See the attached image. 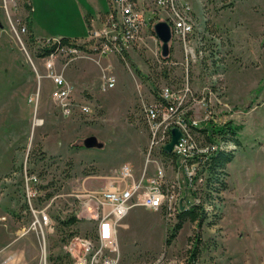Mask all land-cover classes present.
<instances>
[{
	"label": "rangeland",
	"instance_id": "obj_1",
	"mask_svg": "<svg viewBox=\"0 0 264 264\" xmlns=\"http://www.w3.org/2000/svg\"><path fill=\"white\" fill-rule=\"evenodd\" d=\"M144 1L148 6L141 0L139 12L147 18L146 43L133 44L123 53L100 54L88 35L90 29L102 27L109 8L101 20L91 22L87 36L76 41L84 46L79 54L63 46L41 56L38 45L57 38H37L34 45L28 29L17 36L18 21L31 12L22 4L12 5L8 16L0 0V264H71L66 247L76 236L95 235L96 220L84 208H108L99 201L101 192L111 184L124 185V165L136 180L154 167L147 162L152 135L144 105L161 100L164 86L177 87L183 81V69L172 63L182 60L183 52L172 38L168 62L163 59L167 56L153 52L156 34L151 24L165 19L163 12L145 9L152 8V0ZM187 1L199 16L196 31L205 34L209 24L217 44L213 56L206 54L203 78L198 67L193 69L194 86L208 83V96L227 104L211 114L217 125L203 121L200 109L197 119L217 133L230 122L234 130L223 136H233L239 144L228 163L212 167L213 158L207 160V173L221 180L211 193L201 192L206 196L200 197L202 204L212 209L202 208L206 216L201 222L186 221L170 244L165 240L180 211L170 220L165 208L139 205L127 212L117 230L122 264H264V0ZM205 43L207 48V39ZM52 54L55 71L74 87L76 105L70 115L62 114L51 95L54 83L45 62ZM104 72L116 77L113 88L102 89ZM83 104L91 108L89 113L80 111ZM91 135L103 146L85 147L83 140ZM216 136L218 143L222 136ZM168 168L167 174L174 173L172 165ZM175 177L184 189L178 170ZM181 196L192 204L197 194L186 189ZM45 206L52 225L45 224L43 231L31 228L33 210ZM71 217L76 220L63 222ZM162 254V260H156Z\"/></svg>",
	"mask_w": 264,
	"mask_h": 264
},
{
	"label": "built area",
	"instance_id": "obj_2",
	"mask_svg": "<svg viewBox=\"0 0 264 264\" xmlns=\"http://www.w3.org/2000/svg\"><path fill=\"white\" fill-rule=\"evenodd\" d=\"M109 1L111 7L106 20L101 23L102 27L89 30L88 38L94 40L98 52L100 54L117 53L118 48L128 50L133 44L146 43L145 27L147 22L145 20L147 18L144 13L139 12L141 0ZM29 2L30 0H20V2L3 0V8L9 16V6L13 5L17 8L22 4L25 7ZM142 2L145 1L142 0ZM182 4L187 7V10H194L189 1L182 0ZM150 5L152 8L145 9L151 11L152 14L163 12L161 15L171 26V41L180 44L182 48V60L173 61L172 63L181 66L184 78L177 87L164 86L159 92L161 100L144 105L143 111L148 118L147 123L152 135L147 153V162H152L154 167L148 170L146 168L147 173L145 170L142 177L136 180L133 177L132 169L127 164L124 165L121 171V181L124 185L111 184L101 192L99 201L106 204L108 208L100 210L98 207H94L92 209L91 205L84 208L86 211L91 210V216L96 220L95 235L90 236V238L76 236L70 246L66 247L70 254H78V264H122L117 230L121 226L120 222L123 217L135 206H146L151 209L165 208L166 218L169 220L176 216V213L171 210L173 188L170 175L167 174L168 166L172 165L173 168L171 169H178L182 179L184 178L183 190L194 189L197 197L192 204L201 207L200 193L205 185L207 157L215 150L217 142L213 130L216 128L208 129L209 125L201 123L197 119V109L204 112L203 121L211 120V114H218L223 111V108L220 109V104L224 102H216L213 97L208 96V83L201 87L194 86L193 69L198 67L203 78V70L207 68V57L206 61H199L198 56H196L194 19L199 18V16L196 15L195 11L194 17L177 15L175 3L172 0H152ZM146 6L148 5L146 4ZM142 8L144 9L143 6ZM27 29V24L23 19L18 21L15 32L19 36L20 33H26ZM98 32L111 33V41H97ZM218 34L226 36V33L222 30H218ZM206 36L207 56H213L214 37ZM154 39L156 44L153 52L162 57L161 44H159L155 35ZM70 48H72L73 53H78V48ZM171 53L170 50L167 58H162L168 62ZM52 57H54L53 54L48 56L45 62L49 70L48 76L52 78L54 83L51 95L62 114L70 115L76 105L73 100L74 87L61 72L55 71ZM38 76L41 77L39 74ZM115 85L116 77L111 73L104 72L102 89H110ZM30 99L33 100V97H30ZM80 111L89 113L91 108L83 104L80 105ZM175 126L180 129L181 135L178 142L173 146V156H165L164 146L172 137L171 128ZM151 171L153 172L151 173ZM30 179L37 181L38 177L31 175ZM92 197L96 198V196ZM180 201L181 204H191V200L183 201V197ZM33 214L34 220L31 223V228H39L43 231L45 224L50 222L52 225L46 206L39 210H33ZM164 256L165 254H162L156 260H162Z\"/></svg>",
	"mask_w": 264,
	"mask_h": 264
},
{
	"label": "crops",
	"instance_id": "obj_3",
	"mask_svg": "<svg viewBox=\"0 0 264 264\" xmlns=\"http://www.w3.org/2000/svg\"><path fill=\"white\" fill-rule=\"evenodd\" d=\"M31 5L32 30L38 39L83 38L87 21L98 22L110 8L109 0H31Z\"/></svg>",
	"mask_w": 264,
	"mask_h": 264
},
{
	"label": "trees",
	"instance_id": "obj_4",
	"mask_svg": "<svg viewBox=\"0 0 264 264\" xmlns=\"http://www.w3.org/2000/svg\"><path fill=\"white\" fill-rule=\"evenodd\" d=\"M26 8L29 10V12H31L32 10V5H31V0L29 2V4L25 5ZM27 27H28V38L29 41L31 42V44H36L37 42V38L35 37L33 30H32V24H31V20H30V16L29 18L27 17V19L25 20ZM88 27L90 28V20L87 21ZM208 28L210 29V31H212V33L215 32V30H213L212 26H209V24H207ZM209 31V30H208ZM209 31V32H210ZM78 40V37H72V36H60L59 38H57V40H44L43 44L38 45V54L41 56H46L49 55L51 53H55L59 48L63 47V46H69V47H77V48H83L84 46L81 44H77L76 41ZM213 54L214 51H213ZM215 62V61H213ZM214 65H216V62L214 63ZM157 93V90L155 92ZM214 124V123H212ZM224 128H222V132L224 133L226 130V132H230L232 133V130H234L232 124L230 122H224ZM221 132V131H218ZM230 140H233L237 145L239 144L238 139H235L233 136L230 137ZM165 151V149H164ZM233 153V151L231 150H218V151H214L213 153H211L208 157L207 160H212L213 158V162L210 164L212 165V167L214 166H222L226 163H228L229 161L232 160L233 156H231V154ZM165 156H170L171 152L169 155L165 154ZM44 156V155H43ZM209 162L207 161V166H208ZM207 170V169H206ZM207 173L206 178H205V185L203 187V189H206L207 192H212V190H214V188L220 185L221 180H220V176L216 175L217 181L215 180V177H213L214 175ZM210 177V179H209ZM219 182V183H218ZM210 196V195H209ZM200 197H206L204 194L200 193ZM200 203H201V208L200 207H196L193 204H191L190 206H194L191 207L189 206V208H181L179 209L176 214L179 212L178 214V219H177V223L174 225V227L172 228L171 232L169 233L168 237L166 238L165 242L166 244H170L171 241L174 239V237L177 235L178 231L183 227L184 223L186 221H196L198 220L199 222H201L205 215V212L202 208H206L209 209L208 207L205 206V204H202V199H200ZM187 209V210H184ZM212 209V208H211ZM76 220L75 217H71L69 218V220L67 221H63L64 223L70 224L72 222H74ZM197 241H200L197 240ZM198 248L195 247L194 248V254H196Z\"/></svg>",
	"mask_w": 264,
	"mask_h": 264
},
{
	"label": "bare ground",
	"instance_id": "obj_5",
	"mask_svg": "<svg viewBox=\"0 0 264 264\" xmlns=\"http://www.w3.org/2000/svg\"><path fill=\"white\" fill-rule=\"evenodd\" d=\"M175 3V12L177 15H184V17H194V13L192 10H187V7H184V5L182 4V0H172ZM198 20L194 19V30H195V43H196V56H198V60L201 61L203 58H206V54H207V48H206V39L207 37H203L201 35H205L204 33H202L201 35L196 31V22ZM208 26V25H207ZM211 29V28H210ZM209 29V30H210ZM201 30V29H200ZM203 30V29H202ZM205 30V29H204ZM206 35L211 36L213 35L211 32L208 31V28H206ZM202 32V31H201ZM214 36V35H213ZM218 36V35H217ZM219 39V38H218ZM97 41L99 42H108L111 41V33L109 32H98L97 33ZM220 42V41H219ZM217 45V44H216ZM216 45H214L213 47V51H216ZM123 51H126V48H118L117 52L118 53H123ZM203 61V60H202ZM215 87H213L214 89ZM212 88L209 89V91L212 92L213 90ZM220 89V88H219ZM219 89H215L217 92ZM216 96H219V94H216ZM212 123H214V125L217 123H215V119L211 120ZM219 124V123H218ZM213 125V126H214ZM222 125V124H221ZM220 125V126H221ZM216 127V126H215ZM228 131V130H226ZM225 131V132H226ZM226 134V133H225ZM216 135H218L220 138L222 136V139L220 140V142L217 143L215 150L212 151V153L214 151H218V150H231L234 151V148H237L238 145L233 141L230 140V137L227 138V136H223V133L221 132H215V137H217ZM219 141V140H216ZM236 152V151H235ZM210 155V154H209ZM173 156V149L171 150V155ZM171 170V169H170ZM178 169H173L174 173H172L170 175V179L172 181V188H173V195L171 197V210L173 213H176L179 209L181 208H189V204H181V192L183 190L182 186H181V182H180V177H175V171ZM207 175V170L205 171V178ZM204 187V186H203ZM213 191V190H212ZM224 191V190H223ZM217 194V193H216ZM220 196V195H218ZM220 199V198H219ZM218 199V200H219ZM216 202V201H215ZM210 204V203H209ZM183 206V207H182ZM206 207H208L209 209H211L212 207L209 205H206ZM216 212V211H214ZM194 241V240H193ZM193 244V243H192ZM191 246V245H190ZM70 256L72 257V263L71 264H78V254H70ZM187 256V255H186ZM192 258V257H189ZM188 258V260H189ZM71 262V261H70ZM187 262V261H186ZM172 264V263H170ZM174 264V263H173Z\"/></svg>",
	"mask_w": 264,
	"mask_h": 264
},
{
	"label": "water",
	"instance_id": "obj_6",
	"mask_svg": "<svg viewBox=\"0 0 264 264\" xmlns=\"http://www.w3.org/2000/svg\"><path fill=\"white\" fill-rule=\"evenodd\" d=\"M153 30L156 36L161 41V54L166 57L170 53L169 42L172 38V31L169 23L165 20L157 21L153 24ZM172 138L165 144L164 149L166 152H171L175 143H177L181 132L177 127L172 128ZM83 144L87 148H100L103 146V143L98 140L94 135L84 138Z\"/></svg>",
	"mask_w": 264,
	"mask_h": 264
}]
</instances>
